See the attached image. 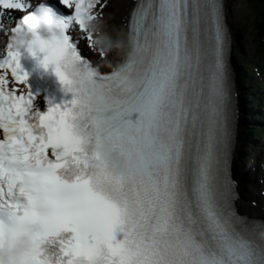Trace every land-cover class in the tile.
Listing matches in <instances>:
<instances>
[{
    "label": "snow or ice",
    "instance_id": "snow-or-ice-1",
    "mask_svg": "<svg viewBox=\"0 0 264 264\" xmlns=\"http://www.w3.org/2000/svg\"><path fill=\"white\" fill-rule=\"evenodd\" d=\"M107 6L0 0V232L19 220L37 224L42 241L71 229L55 264H264V218L236 204L228 4L136 0L127 35L143 59L101 72L81 41L94 50L84 22L102 21ZM41 9L60 31L27 39L24 21ZM20 45L46 52L41 63L72 93L37 122L26 118Z\"/></svg>",
    "mask_w": 264,
    "mask_h": 264
},
{
    "label": "clouds",
    "instance_id": "clouds-1",
    "mask_svg": "<svg viewBox=\"0 0 264 264\" xmlns=\"http://www.w3.org/2000/svg\"><path fill=\"white\" fill-rule=\"evenodd\" d=\"M88 32L93 35V48L96 53H103L105 59L97 67H111L106 59L115 53L122 60L139 62L143 54L138 52L128 35L110 34L100 20L85 22ZM28 29L27 39L33 35L48 40L60 31L58 19L41 9L33 11L24 21ZM37 224L26 220L16 221L11 228L0 232V264H51L50 258L42 254V240L39 239Z\"/></svg>",
    "mask_w": 264,
    "mask_h": 264
},
{
    "label": "trees",
    "instance_id": "trees-1",
    "mask_svg": "<svg viewBox=\"0 0 264 264\" xmlns=\"http://www.w3.org/2000/svg\"><path fill=\"white\" fill-rule=\"evenodd\" d=\"M249 7L253 10V23L250 27V34L246 37L237 36L239 44L237 45L235 53L237 57L235 62L237 69L239 70V84L241 86H247L248 89L242 93L243 102L247 110V119H258L261 120V112L257 114H251L253 108L261 106V92L260 89L264 90L263 83L260 82L259 78L264 76V0H246ZM244 44V49L242 45ZM240 65H238V61ZM257 73V74H256ZM250 125H246V134L249 139L250 137ZM254 132L256 136L263 137L264 129L255 127ZM253 141L250 140L249 147L252 151ZM260 149V146H255ZM258 156V154H256ZM253 160H256L253 158Z\"/></svg>",
    "mask_w": 264,
    "mask_h": 264
},
{
    "label": "bare ground",
    "instance_id": "bare-ground-1",
    "mask_svg": "<svg viewBox=\"0 0 264 264\" xmlns=\"http://www.w3.org/2000/svg\"><path fill=\"white\" fill-rule=\"evenodd\" d=\"M225 2L228 4L229 24L232 29V32L234 33L237 21V18L233 16V14L235 13H233L232 9V4L234 0H225ZM117 4L118 10L115 13L116 28L120 34L127 36V20L130 10L135 4V0H119ZM83 46L85 53L92 61L97 64L103 63V60L98 56V54L94 50L87 49L84 43ZM106 59L109 63H113L114 61H119V59L121 58L115 53H113L110 54ZM254 142L256 143L257 141L255 140ZM242 143L243 141L241 139V134L238 130L234 144V158L232 164L233 169L235 171L237 170L240 174L239 181L237 184L238 191L240 193V198L236 201V204L242 214L258 218H264V195H262V193H264V165H261L260 167H257L254 170L249 169L251 174L247 175L245 172L246 166L241 162L240 159V150L242 149ZM253 200L257 202L256 206L252 205L251 201Z\"/></svg>",
    "mask_w": 264,
    "mask_h": 264
},
{
    "label": "rangeland",
    "instance_id": "rangeland-1",
    "mask_svg": "<svg viewBox=\"0 0 264 264\" xmlns=\"http://www.w3.org/2000/svg\"><path fill=\"white\" fill-rule=\"evenodd\" d=\"M119 0H106L107 2V8L104 10V17L102 19L104 29L109 32L110 34L119 33L116 28V18L115 13L118 10V2ZM233 9V16L237 18L235 31L233 33L234 40L236 41L234 44L238 45V38L237 36H242L243 34L245 36H249L250 27L253 23V10L248 5V2L246 0H234L232 4ZM120 34V33H119ZM242 48L244 49V44L242 45ZM233 59V55H232ZM104 69V68H103ZM245 151L244 146L242 145V149L240 152L243 154ZM242 160V155L240 157Z\"/></svg>",
    "mask_w": 264,
    "mask_h": 264
}]
</instances>
